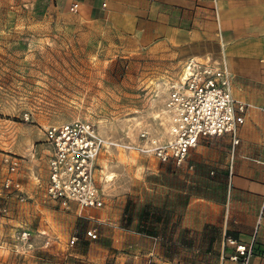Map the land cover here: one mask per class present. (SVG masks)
<instances>
[{
  "label": "crops",
  "instance_id": "crops-1",
  "mask_svg": "<svg viewBox=\"0 0 264 264\" xmlns=\"http://www.w3.org/2000/svg\"><path fill=\"white\" fill-rule=\"evenodd\" d=\"M53 2L61 12L76 5L79 22L130 58L223 62L233 99L248 108L238 144L230 135L201 137L181 165L156 159L127 185L102 178L99 209H57L44 184L22 171L17 179L32 199L34 232L48 237L47 245L56 240L55 250L76 236L69 254L75 264H240L230 260L235 247L226 237L251 249L249 264H264V0ZM92 227L96 240L86 236Z\"/></svg>",
  "mask_w": 264,
  "mask_h": 264
},
{
  "label": "rangeland",
  "instance_id": "rangeland-1",
  "mask_svg": "<svg viewBox=\"0 0 264 264\" xmlns=\"http://www.w3.org/2000/svg\"><path fill=\"white\" fill-rule=\"evenodd\" d=\"M73 12H61L53 0H0V264L74 261L71 237L62 250H55L54 239L47 245L48 237L34 232L32 199L23 192L20 202L3 187L13 160L19 161L15 177L27 171L44 184L46 127L85 121L104 138L133 147L169 138L164 104L180 59L149 53L130 58ZM154 161L151 153L110 149L97 158L95 179L127 185L139 178L140 166ZM117 189L123 195L125 188Z\"/></svg>",
  "mask_w": 264,
  "mask_h": 264
},
{
  "label": "built area",
  "instance_id": "built-area-1",
  "mask_svg": "<svg viewBox=\"0 0 264 264\" xmlns=\"http://www.w3.org/2000/svg\"><path fill=\"white\" fill-rule=\"evenodd\" d=\"M75 9L73 5L70 10ZM164 105L169 138L149 147L127 146L106 139L85 121L46 127L44 142L50 153L43 188L45 198L60 209L67 208L70 203L79 208H102L104 194L95 179V162L102 152L116 148L136 149L142 154H153L160 162L173 161L181 165L201 137L230 135L232 144H238L237 132L248 108V104L233 99L225 64L211 58L185 61L177 79L168 83ZM18 171L19 161H11L3 187L16 192L18 200L23 202L22 185L15 177ZM86 236L96 240V227L87 230ZM76 240V236H72L69 245ZM225 242L235 247L230 260L249 264L250 248L237 245L231 237H226Z\"/></svg>",
  "mask_w": 264,
  "mask_h": 264
}]
</instances>
